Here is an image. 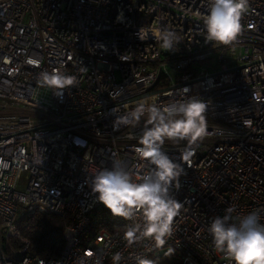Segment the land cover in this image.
Returning <instances> with one entry per match:
<instances>
[{"label": "built area", "instance_id": "1", "mask_svg": "<svg viewBox=\"0 0 264 264\" xmlns=\"http://www.w3.org/2000/svg\"><path fill=\"white\" fill-rule=\"evenodd\" d=\"M206 14L207 0H0V232L16 236L34 211L71 220L58 256L6 243L0 264H112L116 252L138 264L158 250L149 240L128 245L139 215L124 231L94 227L121 217L98 202L90 179L113 158L143 174L135 148L145 118L118 131L113 121L144 100L183 99L181 89L208 103L209 131L170 189L182 207L164 246L185 264H229L212 244V219L231 206L233 222L253 210L264 222V0H248L228 46L206 42ZM141 28L172 30L181 42L168 51L150 33L141 40ZM54 71L75 86L57 95L38 84ZM184 146L166 141L163 150L179 162Z\"/></svg>", "mask_w": 264, "mask_h": 264}, {"label": "clouds", "instance_id": "2", "mask_svg": "<svg viewBox=\"0 0 264 264\" xmlns=\"http://www.w3.org/2000/svg\"><path fill=\"white\" fill-rule=\"evenodd\" d=\"M247 7L248 0H207V14L201 16L206 42L231 45L242 31L241 20ZM149 33L168 51L175 50L181 42L179 35L169 29L141 28L138 35L141 40H147ZM38 84L61 95L62 90L75 86L76 77L62 71L42 72ZM181 90H185L183 99L164 107L144 100L132 111L117 115L113 121V129L118 131L122 126L135 128L145 118L138 137L139 146L135 148L138 158L146 162L147 170L143 174L134 176L126 161L116 158L111 167L91 173L92 193L114 217L131 221L139 215V222L125 232L129 246L149 240L155 248H162L172 237L174 219L182 204L170 195V189L174 182L179 186L183 165H187L195 148L208 135L209 123L205 115L208 103L196 96L187 97V89ZM112 111L116 113L115 108ZM130 138L137 137L130 135ZM166 141L185 144L179 162L163 150ZM233 211L229 206L223 217L217 216L209 224L207 230L215 250L229 264H264V222L260 214L253 210L233 222ZM111 259L112 264H121L123 257L116 252ZM138 264H154V261L138 258Z\"/></svg>", "mask_w": 264, "mask_h": 264}, {"label": "trees", "instance_id": "3", "mask_svg": "<svg viewBox=\"0 0 264 264\" xmlns=\"http://www.w3.org/2000/svg\"><path fill=\"white\" fill-rule=\"evenodd\" d=\"M70 215H57L51 212L34 211L22 217L16 223V236L4 239L0 232V251H7L8 245L15 249L27 246L28 250L42 257L58 256L64 245L63 231L70 224ZM95 228L104 227L110 231H124L127 228L126 220L123 218H108L93 222ZM157 251V250H156ZM155 251V252H156ZM153 252L149 260L154 264H185L181 255L171 251L163 258L155 256Z\"/></svg>", "mask_w": 264, "mask_h": 264}, {"label": "rangeland", "instance_id": "4", "mask_svg": "<svg viewBox=\"0 0 264 264\" xmlns=\"http://www.w3.org/2000/svg\"><path fill=\"white\" fill-rule=\"evenodd\" d=\"M171 248L170 246H164L162 248H159L155 253L154 255L155 256H158L160 258H163L164 256H166L167 254L171 253ZM157 264H161V261L160 262H157ZM164 264V263H162Z\"/></svg>", "mask_w": 264, "mask_h": 264}]
</instances>
